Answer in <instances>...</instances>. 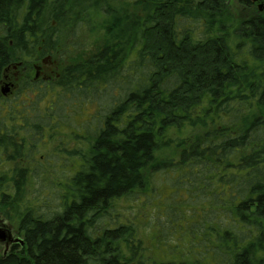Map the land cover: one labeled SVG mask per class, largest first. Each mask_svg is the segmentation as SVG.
Segmentation results:
<instances>
[{"label": "trees", "instance_id": "obj_1", "mask_svg": "<svg viewBox=\"0 0 264 264\" xmlns=\"http://www.w3.org/2000/svg\"><path fill=\"white\" fill-rule=\"evenodd\" d=\"M112 1L0 0V81L103 19L95 47L48 91L51 118L72 93L79 108L96 97L103 110L80 145L36 168L57 197L49 212L27 196L23 144L0 134V212L23 238L0 264H264V10L254 0ZM35 118L23 120L37 151L45 122ZM0 120L16 126L10 111ZM159 173L173 184L158 208L168 237L154 238L177 255L148 263L139 228L110 217L120 199L156 190Z\"/></svg>", "mask_w": 264, "mask_h": 264}, {"label": "rangeland", "instance_id": "obj_2", "mask_svg": "<svg viewBox=\"0 0 264 264\" xmlns=\"http://www.w3.org/2000/svg\"><path fill=\"white\" fill-rule=\"evenodd\" d=\"M235 2V0H232ZM115 4L119 3V0L112 1ZM112 3V4H113ZM259 3L264 4V0H260ZM257 7V5H256ZM103 19L95 18L89 25L83 28H78L72 32L70 39L67 41L68 49L65 51L55 53L52 57H42L40 59L29 62L28 64H13L6 72L7 78L1 83V92L3 90L4 99H2V106H10L16 104V102L25 98L36 99L41 93H46L43 107L49 103V94L51 93L50 86L56 81L62 68L71 63L74 60H78L82 57V53L90 52L95 47V41L98 39L99 24ZM93 24L94 26H91ZM75 49L73 50V46ZM38 69H40L38 71ZM39 72V75L37 74ZM29 80L33 83V88H25L24 81ZM9 86V89H8ZM111 95H118L115 88L110 89ZM79 96L77 93L67 94L59 101L57 108L54 111L55 118H51L48 114L42 118L45 124H56V121L61 120V128L54 131L53 128L50 131L48 127L47 138L44 136V143L41 144L39 149H28L26 146L24 158L20 160V164L23 167H32L33 169L29 173L31 179L26 187L27 196L30 198L31 203L40 202L41 210L49 212L53 207H56L57 197H55L53 188H50L49 180L41 178L36 173V168L49 165V161L58 158L59 152L64 146L72 148L75 145H80L81 141H84V136L89 137L92 134L94 126H96L98 120V111H103L101 102L97 103L96 97L90 106L81 107L79 105ZM102 100L101 98L98 101ZM101 103V104H100ZM31 107V106H30ZM9 108V107H8ZM25 108V106H24ZM46 109V108H44ZM43 109V110H44ZM80 109V111H79ZM78 112V113H76ZM76 113V114H74ZM73 115V116H72ZM15 116V115H12ZM31 117V116H30ZM39 117V116H38ZM36 119L35 116L30 120ZM14 121V120H13ZM17 121V120H16ZM14 121V122H16ZM82 133L79 135L75 132ZM38 136V133H28L26 136L27 143H32ZM82 139V140H81ZM43 162V164H42ZM46 162V163H44ZM41 163L42 165H39ZM38 165V166H37ZM152 187H156V190L148 191L149 196H145L143 193H139L138 196H131L130 198H122L115 205L114 216L110 218L121 221H127L128 219L139 228V234L143 240L147 257V262L151 260H161L166 256L176 257L177 254H168L164 248L157 246L156 244L162 238L168 237L167 228L165 225V218L158 216V208L163 207L162 202L164 197L168 196L173 184L171 179L164 173H159L158 176L151 177ZM46 191L45 194L42 193ZM48 190V193H47ZM43 194V195H42ZM45 201V202H43ZM34 205V204H33ZM116 213L118 217L116 216ZM16 226L15 220H10ZM118 222V221H116ZM112 224V223H111ZM159 234V241L156 242L154 238L155 234ZM2 254V248L0 247V255Z\"/></svg>", "mask_w": 264, "mask_h": 264}, {"label": "flooded vegetation", "instance_id": "obj_3", "mask_svg": "<svg viewBox=\"0 0 264 264\" xmlns=\"http://www.w3.org/2000/svg\"><path fill=\"white\" fill-rule=\"evenodd\" d=\"M259 2H260V0L255 1V4L258 6ZM47 57H52V56L49 55ZM20 63L21 62H19L18 64H20ZM12 65H9L5 68L3 79L0 81V118H1V116L7 115V113L10 111L12 113V115H15V116H13V120L15 119L14 121H16V120L17 121L15 124L16 126H13L12 128L9 126L4 128L1 126V120H0V134L10 133L16 137L18 142L23 144V146H22L23 147V151H22L23 156L18 160V162H20V160H22L24 158V156L27 155L24 152L26 149V146L28 147L29 150L34 149V148H32V143H27V141H26V136L28 135V133L32 132L30 130L32 125H31V123H29L30 125L25 124L24 123L25 121L23 120V118H31L33 116H35V117L42 116V118H44L45 114H47L48 105L43 107L42 104H44V99L43 98L39 99L38 97H36L35 100L32 98H30V99L25 98V99H21L20 101L16 102V104H14V105L12 104L10 106H2L1 102H2V99H4V96H3L4 90L2 93L1 92V83L4 79L7 78L6 72L9 70V68ZM39 70L40 69H38V71ZM38 71H37L36 75H39ZM59 76H60V74H59ZM22 84L25 85V88H33L34 87L33 83H31L29 80L24 81V83H22ZM8 89H9V86H8ZM24 106H25V108H24ZM44 108H47V109H44ZM43 133H44V136L47 138L46 134L48 133V124H45V126H43ZM5 159H6V156L3 153H0V164L5 162ZM15 162H17V161L16 160L10 161V162H7V164L14 167ZM0 200H1V196H0ZM2 222H6L7 224H9V226L11 228V234L13 236V239L21 238L23 240V238L19 234V230H18L17 226H15L13 223H11L10 219L8 217H6L5 215H3L2 212H0V226H1ZM16 245H23V242L15 241V240L10 242L9 244H7L6 242H0V247L2 248V254L1 255L2 256L7 255L10 251H12V249Z\"/></svg>", "mask_w": 264, "mask_h": 264}, {"label": "water", "instance_id": "obj_4", "mask_svg": "<svg viewBox=\"0 0 264 264\" xmlns=\"http://www.w3.org/2000/svg\"><path fill=\"white\" fill-rule=\"evenodd\" d=\"M254 1H258V0H254ZM258 7L260 10H264V4L263 3H259ZM5 90H4V92H5ZM14 240L23 242V240L21 238L13 239V236L11 234V228H10L9 224H7L6 222H2V224L0 226V242H6L7 244H9L10 242H12Z\"/></svg>", "mask_w": 264, "mask_h": 264}]
</instances>
